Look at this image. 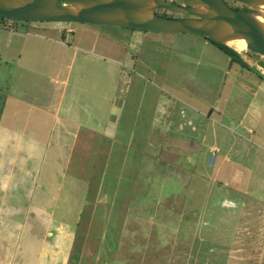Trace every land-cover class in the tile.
Listing matches in <instances>:
<instances>
[{"label":"rangeland","instance_id":"rangeland-1","mask_svg":"<svg viewBox=\"0 0 264 264\" xmlns=\"http://www.w3.org/2000/svg\"><path fill=\"white\" fill-rule=\"evenodd\" d=\"M13 22L21 30L30 23ZM61 25L74 29L69 47L88 55L95 41L97 53L91 63L82 53L72 61L70 49L68 67L54 76L60 84L53 82V88L66 89L68 74V96L81 90L82 100L89 101L79 105L83 126H90L93 114L107 134L97 138L92 157L77 152L62 189L50 160L47 192L40 193L42 184L37 189L41 208L55 206L57 220L80 224L68 264H264V81L257 66L232 64L199 35L149 32V38L134 40L132 35L145 31ZM252 59L264 68V58ZM81 161L89 167L81 168ZM114 195L109 231L103 217L91 212L103 214L102 205ZM0 207L6 213L0 217V264H11L8 254L18 240L21 255L35 264L38 243L28 225L22 226L27 218L12 217L2 199Z\"/></svg>","mask_w":264,"mask_h":264},{"label":"crops","instance_id":"crops-1","mask_svg":"<svg viewBox=\"0 0 264 264\" xmlns=\"http://www.w3.org/2000/svg\"><path fill=\"white\" fill-rule=\"evenodd\" d=\"M16 27V32L0 30V199L4 200L8 207L10 205L9 212L12 217L27 218L22 226L28 225V230L34 234L38 243L35 264H55V261L68 264L75 248L76 231L80 224L72 226L59 218L57 220L59 212L55 206L41 208L36 202L37 189L42 184L40 193L47 192L46 180L52 174L49 170L52 163L48 164L49 160L54 161L56 165L53 176L56 171L65 174L61 177L59 172L56 173L60 178L59 189H62L67 176L66 168L76 160V156L77 159L84 155L87 158L92 157L98 151L97 138L106 134L105 125L93 114L90 126H83V119L78 111L79 105L83 102L89 104V101L85 98L82 100L81 90L68 96V74L62 81L66 89L60 92L53 88L54 76L61 75L68 67L66 58L70 49L74 50L72 61L77 60V55L82 53L83 59L91 63L95 59L93 57L97 53V47L95 41H92L88 55H84L83 50L78 47H69L67 39L69 34H75L74 29L68 28L67 31L61 24L30 22L21 25L22 30L18 23ZM86 37L85 40L92 39ZM140 38H149V32L132 35L130 39ZM80 68L84 66L80 65ZM79 77L81 79L82 75L79 74ZM54 83L60 84L58 81ZM112 149L114 151L111 155L109 153L108 164L113 161L112 155L116 151L115 147ZM77 152L81 155H77ZM52 153H55L54 158ZM108 164L106 166H110ZM126 166L123 162V168ZM80 167L85 170L89 165L81 161ZM130 199L128 196L127 207L133 210L136 205H132ZM116 201V195L109 196L107 203L102 205L103 214L98 213L96 208L95 212H91L92 216L103 217L108 230L114 224L116 215L112 209ZM226 202L232 203L229 200ZM87 204L86 200L83 210ZM95 206L99 207L101 203L96 202ZM107 207H111L109 211ZM4 212V208L0 207V217L6 214ZM44 216H49L48 222L42 218ZM12 221L18 223L19 220ZM39 230H42L43 238ZM3 231L4 223L0 218V239L5 242ZM70 235L73 240H70ZM18 243L19 240L14 244L15 251L8 254L11 264H25L22 263L24 257ZM6 245L8 244L1 247ZM24 260L27 264L32 263Z\"/></svg>","mask_w":264,"mask_h":264},{"label":"water","instance_id":"water-1","mask_svg":"<svg viewBox=\"0 0 264 264\" xmlns=\"http://www.w3.org/2000/svg\"><path fill=\"white\" fill-rule=\"evenodd\" d=\"M177 2V3H174ZM236 2L253 10L233 8ZM181 3V4H180ZM166 9L185 17L158 15ZM0 16L18 21L88 24L155 33L199 35L241 54L264 78V0H0ZM245 41L243 49L237 45ZM241 48V49H239Z\"/></svg>","mask_w":264,"mask_h":264},{"label":"trees","instance_id":"trees-1","mask_svg":"<svg viewBox=\"0 0 264 264\" xmlns=\"http://www.w3.org/2000/svg\"><path fill=\"white\" fill-rule=\"evenodd\" d=\"M233 2H229V4H232ZM235 3V2H234ZM245 9H246V11H253V10H251V9H249V8H246L245 7ZM161 12V11H160ZM157 14L158 15H161V16H165V17H170V16H167V15H164V14H162V12L161 13H159V11L157 12ZM171 18V17H170ZM133 30V29H132ZM145 32H147V31H145ZM205 38V37H204ZM205 39H207V38H205ZM208 41H210V42H212V43H214V44H216L223 52H225L228 56H230L231 57V63L232 64H235V63H239L243 68H245V69H249V70H252V68H251V66L248 64V63H246L243 59H242V57L235 51V50H233V49H231V48H228V47H226V46H224V45H222V44H220V43H218V42H216V41H214V40H210V39H207ZM258 76L264 81V78L258 73Z\"/></svg>","mask_w":264,"mask_h":264},{"label":"built area","instance_id":"built-area-1","mask_svg":"<svg viewBox=\"0 0 264 264\" xmlns=\"http://www.w3.org/2000/svg\"><path fill=\"white\" fill-rule=\"evenodd\" d=\"M0 30L16 32L17 31L16 23L13 22V19L0 16Z\"/></svg>","mask_w":264,"mask_h":264},{"label":"flooded vegetation","instance_id":"flooded-vegetation-1","mask_svg":"<svg viewBox=\"0 0 264 264\" xmlns=\"http://www.w3.org/2000/svg\"><path fill=\"white\" fill-rule=\"evenodd\" d=\"M174 3H177V2H175L174 1ZM236 3V2H235ZM181 4V3H180ZM240 4V3H239ZM232 5V4H231ZM244 6V5H243ZM242 10H246V9H242ZM162 12V14H164V15H167V16H170V17H174L173 15L174 14H179V13H176V12H173V11H170V10H166V9H162V10H159V13H161ZM176 17H181V16H176ZM183 17H185V16H183Z\"/></svg>","mask_w":264,"mask_h":264},{"label":"bare ground","instance_id":"bare-ground-1","mask_svg":"<svg viewBox=\"0 0 264 264\" xmlns=\"http://www.w3.org/2000/svg\"><path fill=\"white\" fill-rule=\"evenodd\" d=\"M237 45H239L243 49V47H245L246 44H245V41H241V42H238Z\"/></svg>","mask_w":264,"mask_h":264}]
</instances>
